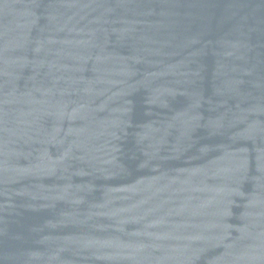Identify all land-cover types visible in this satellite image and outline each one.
Returning a JSON list of instances; mask_svg holds the SVG:
<instances>
[{
    "label": "water",
    "instance_id": "obj_1",
    "mask_svg": "<svg viewBox=\"0 0 264 264\" xmlns=\"http://www.w3.org/2000/svg\"><path fill=\"white\" fill-rule=\"evenodd\" d=\"M0 264H264V0H0Z\"/></svg>",
    "mask_w": 264,
    "mask_h": 264
}]
</instances>
